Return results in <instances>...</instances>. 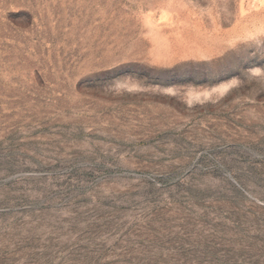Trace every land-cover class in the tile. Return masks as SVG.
Masks as SVG:
<instances>
[{
  "label": "rangeland",
  "instance_id": "rangeland-1",
  "mask_svg": "<svg viewBox=\"0 0 264 264\" xmlns=\"http://www.w3.org/2000/svg\"><path fill=\"white\" fill-rule=\"evenodd\" d=\"M0 264H264V0H0Z\"/></svg>",
  "mask_w": 264,
  "mask_h": 264
}]
</instances>
